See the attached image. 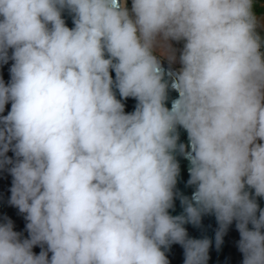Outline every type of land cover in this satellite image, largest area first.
<instances>
[{
  "label": "clouds",
  "instance_id": "1",
  "mask_svg": "<svg viewBox=\"0 0 264 264\" xmlns=\"http://www.w3.org/2000/svg\"><path fill=\"white\" fill-rule=\"evenodd\" d=\"M253 3L0 0V64L13 61L10 81L0 78V113L11 104L0 115V168L10 166L9 203L29 234L0 223V264H170L172 244L184 264H207L211 241L183 227L203 214L216 217L217 248L236 221L242 264H264V209L246 190L264 198V40ZM169 41H184L171 108L154 54L159 45L175 61ZM114 88L137 101L133 112ZM177 126L195 190L174 217Z\"/></svg>",
  "mask_w": 264,
  "mask_h": 264
},
{
  "label": "water",
  "instance_id": "2",
  "mask_svg": "<svg viewBox=\"0 0 264 264\" xmlns=\"http://www.w3.org/2000/svg\"><path fill=\"white\" fill-rule=\"evenodd\" d=\"M118 3H123V0H118ZM62 19L69 28L74 27L73 14L67 9L62 11ZM11 49L9 50V56H11ZM13 61L9 60L6 64H0V78H2L7 84L10 81V67ZM162 66L165 70V81L169 83L167 90V99L165 101V106L171 108L173 103L178 99L179 93L171 86L175 74L179 72L180 68L172 66L170 63L161 60ZM113 79H115L114 71H111ZM116 98L124 104L125 113H131L135 110L137 101L132 98H122L119 95L117 89H113ZM11 104L5 106L4 113L0 115H7L10 111ZM176 134L178 135L177 140V150L173 153L175 160L178 164L179 173L176 178V185L174 188V200L173 207L170 208L169 214L171 216L184 215V205L181 203L183 197L191 198L192 193L195 190L194 185H189V168L190 161L186 158V153L191 150L190 141L186 130L177 126ZM180 145L185 146V152H181L179 149ZM7 155L14 159V154L9 151ZM8 167L5 166L0 168V223L6 222V219H10L13 222L14 231L21 234V238H28V232L26 230L27 221L24 218V214L20 213L19 210L9 203L11 192L10 188L12 186V177L8 172ZM250 195L256 200L260 209H264V198L256 197L253 189L246 188ZM183 227L187 231L188 238L191 239H204L207 238L211 241V245L208 250V261L207 264H242L243 254L238 250V241L240 235L236 229V221H233L231 225L228 226L226 232L223 235V242L217 248L215 235L219 228L218 222L214 214H203L201 221L198 225L192 223H185ZM251 228V225H249ZM34 253L39 254L41 251L40 246H35L33 248ZM166 256L170 264H184V249L179 244H172L168 249H165ZM51 253H49V258Z\"/></svg>",
  "mask_w": 264,
  "mask_h": 264
},
{
  "label": "rangeland",
  "instance_id": "3",
  "mask_svg": "<svg viewBox=\"0 0 264 264\" xmlns=\"http://www.w3.org/2000/svg\"><path fill=\"white\" fill-rule=\"evenodd\" d=\"M127 0H126V6L127 4ZM253 12L254 15L257 19V33L261 36V38L264 40V0H258L255 2V6L253 8ZM169 44H171L172 49L174 50V55L176 57L175 61L173 62H169L168 59H166L165 57H162L160 55V47L159 45L156 47V49L154 50V54H156L158 56V58H160L163 61H166L168 63H170L172 66L176 67V68H181V65L179 63V56L180 53L183 50V46H184V41H170Z\"/></svg>",
  "mask_w": 264,
  "mask_h": 264
},
{
  "label": "crops",
  "instance_id": "4",
  "mask_svg": "<svg viewBox=\"0 0 264 264\" xmlns=\"http://www.w3.org/2000/svg\"><path fill=\"white\" fill-rule=\"evenodd\" d=\"M127 1H128V2H127V4H128L127 7H128L129 9H131V0H127ZM169 42H170V41H169ZM169 42H168V43H169Z\"/></svg>",
  "mask_w": 264,
  "mask_h": 264
},
{
  "label": "trees",
  "instance_id": "5",
  "mask_svg": "<svg viewBox=\"0 0 264 264\" xmlns=\"http://www.w3.org/2000/svg\"><path fill=\"white\" fill-rule=\"evenodd\" d=\"M258 1V0H254V3H253V8L255 6V2ZM263 40V39H262ZM262 51H264V47H262Z\"/></svg>",
  "mask_w": 264,
  "mask_h": 264
},
{
  "label": "bare ground",
  "instance_id": "6",
  "mask_svg": "<svg viewBox=\"0 0 264 264\" xmlns=\"http://www.w3.org/2000/svg\"><path fill=\"white\" fill-rule=\"evenodd\" d=\"M123 2H124V0H123Z\"/></svg>",
  "mask_w": 264,
  "mask_h": 264
}]
</instances>
